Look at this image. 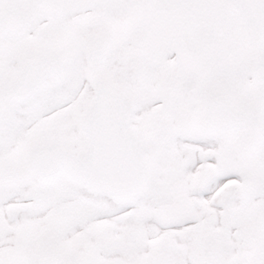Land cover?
<instances>
[{"label":"snow or ice","instance_id":"6c2138e0","mask_svg":"<svg viewBox=\"0 0 264 264\" xmlns=\"http://www.w3.org/2000/svg\"><path fill=\"white\" fill-rule=\"evenodd\" d=\"M0 264H264V0H0Z\"/></svg>","mask_w":264,"mask_h":264}]
</instances>
